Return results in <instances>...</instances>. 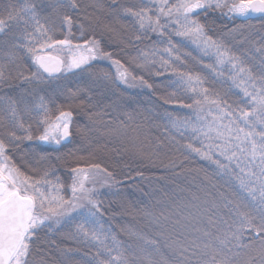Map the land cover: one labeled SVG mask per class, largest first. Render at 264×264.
<instances>
[{
    "label": "snow or ice",
    "instance_id": "1",
    "mask_svg": "<svg viewBox=\"0 0 264 264\" xmlns=\"http://www.w3.org/2000/svg\"><path fill=\"white\" fill-rule=\"evenodd\" d=\"M110 6L131 18L133 34L126 37L129 43L141 42L148 38L149 32L159 37L150 49L131 61L149 74L159 66L162 71H155L157 77L170 70L173 79L164 87L173 91L157 99L163 105L187 108L194 114L193 119L164 113L168 121L165 132L169 133L170 141L178 149L195 153L214 164L218 175L229 183H236L241 196L237 200L224 197L222 207L226 213L215 203L205 209L202 215L206 225L195 229L198 236L178 233L173 237L161 232L153 238L130 227L120 228V232L139 242L134 246L125 245L110 225L105 226L107 209L100 198L102 191L118 192L122 183L108 167L88 163L85 157L69 153L76 166L69 169L71 183L67 186L59 177L56 182L49 178L55 174V168L47 156H40L36 161L43 167L33 170V175L22 172L7 154L9 144L36 139L60 145L72 137L74 109L83 111L96 123L93 117L100 113L93 109L104 99L102 93L95 92L97 82L121 83L153 92L155 87L143 75H134L119 60L113 59L95 36L83 43L73 42V18L61 14L60 10L78 9L77 0H55L46 6L52 11L44 16L35 0L8 3L0 8V36H7L0 44V86L18 80L25 91L16 98L0 97V125L6 121L4 137L8 141L0 137V264H31L29 258L37 234L42 230L52 234L62 229H67L62 234L78 245L61 248L62 255L81 257L69 259L67 264H264V24L259 30L251 25H236L212 35L211 25L215 21L207 20L209 12H218L229 19L253 16L264 19V0H179L174 4L170 0H139L130 7L111 0ZM201 14L205 17L203 21L199 18ZM58 24L60 28L67 26L64 39L53 38ZM79 27L82 38L84 26ZM105 30L115 31L111 25H105ZM174 37L179 40L174 41ZM156 44L165 46L160 48ZM186 45L193 46L201 58L182 51ZM53 51L63 55H53ZM20 52L30 56L35 71L25 74L17 70L13 75L8 69L9 63L19 60ZM204 57L211 62L204 63ZM189 59L208 75L195 71L188 64ZM98 60L110 61L115 66V75L100 70L89 73L94 77L90 86L67 88L66 92L48 90L51 80L76 71L88 72ZM209 76L222 90L208 86ZM233 88L239 90V99L229 103L226 97ZM184 96L192 102L185 104ZM61 97L66 104L57 102ZM113 106L119 108V100L107 105ZM213 112L216 114L209 121L207 115ZM32 113L37 117V125L44 126L43 133L37 137H33L31 125L26 126L22 116ZM126 118L133 120L134 116L129 113ZM118 123L119 127H126L124 121ZM81 131L87 138L90 129ZM171 131L181 139L189 133L200 147L194 143L181 144L170 135ZM133 146H136L135 139ZM164 146L157 138L148 155H156ZM143 150L141 142L138 154L144 155ZM81 161L85 163L82 165ZM182 163L173 160L166 167L174 169ZM136 175L143 178L142 172ZM139 211L145 216L153 215L145 207ZM160 217L167 219L164 213Z\"/></svg>",
    "mask_w": 264,
    "mask_h": 264
},
{
    "label": "trees",
    "instance_id": "2",
    "mask_svg": "<svg viewBox=\"0 0 264 264\" xmlns=\"http://www.w3.org/2000/svg\"><path fill=\"white\" fill-rule=\"evenodd\" d=\"M174 0H170L173 3ZM22 0H0V8L8 3H21ZM41 6V16L48 15L52 8L46 7L52 5L55 0H35ZM139 0H119L123 7H130L137 4ZM79 8L72 10L69 8L61 9V14H67L73 18L72 34L74 43H83L84 40L95 36L101 41V48L105 52L112 54V58L119 60L130 72L136 76L143 75L149 83L155 87V92L147 88L131 89L124 84L111 82H97L95 92L103 94L102 103L93 109V112L100 115L93 117L96 123L89 120L88 116L79 109L73 110L72 137L69 142L66 140L60 145L53 143H44L33 139L32 141L23 140L19 143H10L8 155L12 158L20 170L27 175H33V170L39 171L43 165L36 161L40 156H47L55 168V174L49 177L56 182L59 177L61 183L66 186L71 183L69 169L76 166L69 153H75L77 156H83L88 163H100L114 171L115 178L122 183L119 185L118 192H109L103 190L101 199L104 201L105 226H111L117 238L127 244L134 246L139 242L134 237H129L120 232V228L130 227L136 232L143 233L155 238L158 233L175 236L193 237L199 233L197 228L205 227L206 218L202 215L205 209H210L212 204L220 205V211L226 213L223 209L224 197L237 200L240 198L238 186L235 182L229 183L226 179L217 174V169L211 162L201 159L195 153H189L171 142L169 133L165 132L168 121L164 116L165 112H171L174 116L192 117L194 114L187 108L178 106L163 105L157 97L173 91L172 88L164 87L173 77L169 72L157 77L155 71L160 70L159 66L152 69L151 73L136 68L132 63V58L138 57L140 52L147 51L158 41L156 34L149 32L148 38L137 44L129 43L127 38L131 36L132 20L123 16L119 9L110 6L111 0H77ZM102 4V8L97 5ZM202 21L205 19L203 14L199 17ZM208 21H215L211 25L212 35H218L226 28L233 26H255L257 30L264 24V19L260 17H248L229 19L221 16L218 12H209ZM43 22V21H41ZM80 24L84 26V34L81 38ZM105 25H111L115 31L105 30ZM18 34V33H17ZM67 34V26L60 28L53 33L54 39H64ZM174 41L179 38L174 37ZM7 40V36H0V44ZM157 47L165 45L156 44ZM182 51L191 52L193 57L201 58L200 54L191 45L183 47ZM19 60L15 63H9L8 69L15 75L17 70L24 71L25 74L35 71V67L29 55L18 53ZM166 58V57H165ZM204 63H210L207 57L203 58ZM136 63H140L139 60ZM188 64L198 72L204 75L208 73L192 59ZM19 65V69H17ZM100 70L115 75V66L108 60H98L93 62L92 68L88 72L76 71L74 73L64 74L49 82V91L60 89L66 92L67 88L77 86L85 87L91 85L94 78L89 73H96ZM209 87L216 90H222L219 83H212L209 76ZM25 91L18 80H13L8 86H0V97L9 96L16 98ZM238 89L233 88L226 99L229 103L239 99ZM185 104L192 101L186 96L182 97ZM119 100V108L107 107L112 101ZM58 103L66 104L67 101L61 97ZM2 107V105H0ZM132 114L133 120H128L126 114ZM25 125H31L33 137L41 135L44 126H38L35 113L22 114ZM147 117L148 119H145ZM119 121H124L126 127H119ZM6 125V121H5ZM5 125H0V137H4ZM90 129L87 138L81 129ZM112 129H116L115 132ZM18 135L23 133L18 132ZM180 143H194L195 147H200L198 142L191 140L189 133H185V138L181 139L174 131L170 132ZM6 143L8 142L4 137ZM164 142V147L157 150L156 155L149 156L152 152L156 140ZM136 140V146H133V140ZM144 145V155L138 154L140 143ZM86 145V146H85ZM89 153L92 157L89 158ZM59 158V159H57ZM183 161L176 168L166 167L171 161ZM82 165L84 161L80 162ZM243 166V165H241ZM233 167H235L233 165ZM238 171V169H237ZM137 172L143 173V178L136 175ZM221 193L224 194L221 197ZM67 195V193H64ZM147 194V195H146ZM147 208L153 213L152 216L143 215L139 209ZM164 213L165 220L160 217ZM159 218V219H157ZM176 221H179L177 224ZM61 232L48 234L47 230H42L37 234L32 243V253L30 256L31 264H67L69 259H80V255H74L71 258L62 255L60 249L64 247H78L75 242L68 240ZM55 242V243H53ZM82 247V246H80ZM87 251L88 249H84Z\"/></svg>",
    "mask_w": 264,
    "mask_h": 264
},
{
    "label": "rangeland",
    "instance_id": "3",
    "mask_svg": "<svg viewBox=\"0 0 264 264\" xmlns=\"http://www.w3.org/2000/svg\"><path fill=\"white\" fill-rule=\"evenodd\" d=\"M177 2H179V0H174L173 1V3H171V4H174V3H177ZM239 18H243V17H239ZM53 55H63V53H59V52H56V51H53V53H52ZM126 86V85H125ZM127 87V86H126ZM128 88H130V87H128ZM139 89L140 87H131V89ZM216 113L215 112H213V113H211V114H208L207 115V119L210 121L211 119H212V115H215ZM224 123H227V121H224ZM63 142V141H62ZM207 143V142H206ZM86 146V145H85Z\"/></svg>",
    "mask_w": 264,
    "mask_h": 264
},
{
    "label": "water",
    "instance_id": "4",
    "mask_svg": "<svg viewBox=\"0 0 264 264\" xmlns=\"http://www.w3.org/2000/svg\"><path fill=\"white\" fill-rule=\"evenodd\" d=\"M253 17H259V16H253ZM70 140V139H69ZM69 140H67V142H69Z\"/></svg>",
    "mask_w": 264,
    "mask_h": 264
}]
</instances>
